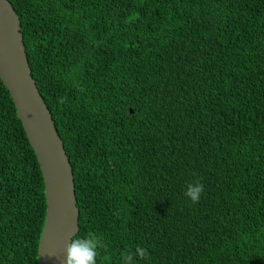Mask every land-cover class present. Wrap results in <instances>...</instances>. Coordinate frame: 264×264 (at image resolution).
I'll use <instances>...</instances> for the list:
<instances>
[{
	"label": "trees",
	"instance_id": "obj_1",
	"mask_svg": "<svg viewBox=\"0 0 264 264\" xmlns=\"http://www.w3.org/2000/svg\"><path fill=\"white\" fill-rule=\"evenodd\" d=\"M70 159V264H264V0H9ZM35 151L0 78V264H37Z\"/></svg>",
	"mask_w": 264,
	"mask_h": 264
},
{
	"label": "water",
	"instance_id": "obj_2",
	"mask_svg": "<svg viewBox=\"0 0 264 264\" xmlns=\"http://www.w3.org/2000/svg\"><path fill=\"white\" fill-rule=\"evenodd\" d=\"M0 78L8 89L45 184L47 214L37 264H70L79 208L70 159L29 64L22 24L9 0H0Z\"/></svg>",
	"mask_w": 264,
	"mask_h": 264
}]
</instances>
